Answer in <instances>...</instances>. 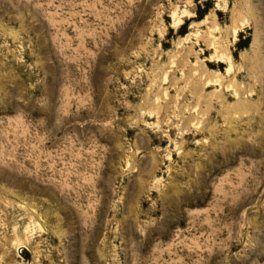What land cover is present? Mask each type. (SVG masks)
Returning a JSON list of instances; mask_svg holds the SVG:
<instances>
[{
	"label": "rangeland",
	"instance_id": "rangeland-1",
	"mask_svg": "<svg viewBox=\"0 0 264 264\" xmlns=\"http://www.w3.org/2000/svg\"><path fill=\"white\" fill-rule=\"evenodd\" d=\"M0 264H264V0H0Z\"/></svg>",
	"mask_w": 264,
	"mask_h": 264
}]
</instances>
